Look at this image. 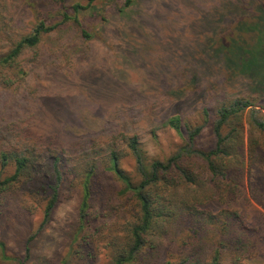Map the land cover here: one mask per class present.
Here are the masks:
<instances>
[{
	"label": "rangeland",
	"instance_id": "obj_1",
	"mask_svg": "<svg viewBox=\"0 0 264 264\" xmlns=\"http://www.w3.org/2000/svg\"><path fill=\"white\" fill-rule=\"evenodd\" d=\"M0 2L9 5L5 17L10 25L4 36L12 40L32 29L36 13L30 3L37 6L36 12L52 14L48 0ZM140 7L141 13L131 19L120 18L112 9L108 22L84 15V25L93 34L90 40L75 25H62L44 36L38 50L22 56L26 72L22 78L11 73L13 83L0 84V154L19 151L31 155L35 181L17 185L1 199L16 198H10L12 204L0 222V241L5 243L7 256L25 260V264H109L107 243L131 219L134 203L130 194L115 175L101 169L93 180L90 211L98 232L91 254L79 238L74 239L82 179L74 181L71 191H62L41 228L51 192L48 187L55 178L54 155L69 158L81 170L87 162L104 160L109 145H115L120 165L135 175V162L123 134L138 135L148 161H165L186 149V139L165 123L176 112L191 125L201 124L205 108L212 113L223 102L249 96L264 113V94L257 96L247 76L221 70L225 66L205 58L211 54L209 49L202 54V41L212 32L209 17L204 18L209 15L210 0H143ZM247 119L243 118V191L237 202L263 232L264 137L252 130ZM255 138L259 146L254 149L249 142ZM197 144L203 149L214 146L210 125ZM197 166L199 184L179 187L182 199L193 197L199 202L215 191L211 176ZM14 171V163L5 168L0 164L2 178ZM204 206L214 211L221 207L214 200ZM154 233L151 239L157 236ZM32 236L27 253V240ZM0 264L17 261H5L0 252Z\"/></svg>",
	"mask_w": 264,
	"mask_h": 264
},
{
	"label": "trees",
	"instance_id": "obj_2",
	"mask_svg": "<svg viewBox=\"0 0 264 264\" xmlns=\"http://www.w3.org/2000/svg\"><path fill=\"white\" fill-rule=\"evenodd\" d=\"M142 2L48 0L54 11L50 15L36 12L37 6L30 3L36 13L35 22L29 33L15 40L4 36L10 25V19L5 17L9 5L8 1L0 4V84L11 85V73L22 78L26 74L22 56L27 51L38 50L44 36L62 25H75L82 37L90 40L93 34L84 25V15L108 22L107 13L112 9L120 18L131 19L141 13ZM210 3L206 11L209 15L204 16L205 12L203 16L209 17L212 32L202 41V54L205 56L209 49L211 54L205 58L225 66L221 70L232 76H247L261 97L260 93L264 94V0H210ZM255 101L249 96L237 97L223 102L212 113L205 108L203 123L195 125L186 122L178 112L172 114L165 123L186 139V149L165 161H148L138 135L123 134L122 140L134 159L137 175L120 165L121 157L115 145H109V151L102 156L104 160L87 162L80 166L81 170L69 158L54 155L55 178L48 187L51 192L44 204L41 228L60 201L62 191L66 188L71 191L74 181L82 179L79 226L74 239L79 238L85 252L91 254L93 236L98 232L96 217L90 211L95 189L93 180L102 169L117 177L134 203L131 219L123 224L119 234L121 238L118 240L119 236L113 234L115 237L107 243L111 251L109 264H263L264 228L262 232L259 225L252 223L237 202L243 191L245 164L243 118L248 116L252 130L264 137V113L254 107ZM206 125L211 126L215 138L210 149L197 144ZM249 143L254 149L259 146L257 138ZM10 163L15 164L14 173L5 178L0 175V222L12 204L10 198H14L10 195L1 201L3 195L12 194L21 183L34 181L31 155L2 151L1 168ZM197 164L211 176L215 191L199 202L193 197L182 199L177 193L179 187L199 184ZM213 200L221 205L218 210L204 206ZM153 232L157 236L151 239ZM34 237L27 240V253ZM0 252L5 261L25 264V260L7 256L3 241H0Z\"/></svg>",
	"mask_w": 264,
	"mask_h": 264
}]
</instances>
